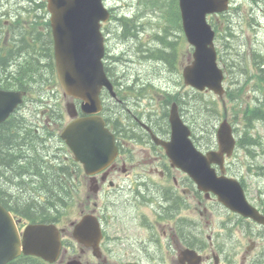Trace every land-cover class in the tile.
Segmentation results:
<instances>
[{
  "label": "rangeland",
  "instance_id": "obj_1",
  "mask_svg": "<svg viewBox=\"0 0 264 264\" xmlns=\"http://www.w3.org/2000/svg\"><path fill=\"white\" fill-rule=\"evenodd\" d=\"M106 2L107 7H114L117 16L110 19L108 24H104L105 47L108 56L112 58L108 60L109 64L120 77L124 76V86L132 87L136 83L135 87L141 88L139 93L144 95L152 92L157 101L153 104L157 105L165 99L168 92L182 93L184 100L188 102L187 119L199 136L196 144L201 150L206 151L216 145L215 129L225 117L237 127L240 139L244 137L246 130H250L252 137L256 139L262 136L263 142L258 146H252L251 152L249 149L237 148L233 157L229 159L227 169L230 176L244 183L247 196L262 205L264 121H259V118H252L249 121L247 117L251 116L248 114L249 109L260 105V101L264 99V77H260L258 73L259 65L264 66V0H232V7L228 12L209 16V21L217 30L215 44L218 61L225 72L226 92L220 93V96L212 90L201 92L184 81L183 69L194 61V47L184 33L178 0H106ZM25 3L27 6L30 5L28 2ZM20 6L23 4L17 5L18 11ZM46 23L49 21L46 20ZM227 25L231 27L230 30ZM172 50L175 53L177 50L180 52L179 56L175 55L177 64H174L173 57H170ZM37 85L41 86L40 83ZM49 98L59 102L65 111L66 117L63 121L65 125L70 120L66 111V104L70 99L64 96L60 86L52 96L43 94L44 100ZM35 102L38 101L29 95L22 112L27 119L35 121L36 124L39 122L40 110L44 103ZM140 102L141 109L149 105L147 100L143 99ZM122 105L126 108L125 103ZM31 107H37L34 113ZM156 110L158 113L161 111L159 107H156ZM63 125L59 127V131L56 130L58 136L50 141V148L53 151L65 148L59 135ZM9 192L18 194L17 186L11 185ZM190 200L191 212L196 215L197 199L191 195ZM217 207L215 210L213 208L214 215L218 217L227 215L221 206ZM202 216L209 217L207 213ZM259 248L258 246L256 249Z\"/></svg>",
  "mask_w": 264,
  "mask_h": 264
},
{
  "label": "water",
  "instance_id": "obj_2",
  "mask_svg": "<svg viewBox=\"0 0 264 264\" xmlns=\"http://www.w3.org/2000/svg\"><path fill=\"white\" fill-rule=\"evenodd\" d=\"M228 2L180 0L186 33L196 45V60L185 70L186 81L201 89L209 86L219 93L224 92V74L217 64L213 43L215 31L207 22V13L228 8ZM49 8L53 12L57 69L62 88L66 95L85 101V112L99 111L100 90L103 85L111 86L103 68V36L97 23L107 18L101 0H50ZM23 94L0 91V122L23 101ZM67 107L71 115L77 114L74 102L68 103ZM170 119L174 132L169 146L183 152V159H179L183 161L181 166L200 188L214 191L229 207L264 222V215L247 202L240 182L226 175L219 176L216 168L212 167V163H219L224 172L225 153L231 154L234 149L233 128L228 120L225 119L218 130L219 150L205 155L189 138L190 131L183 124L176 107ZM62 137L88 173L104 168L117 154L113 135L98 115L74 119L65 127ZM23 235L22 240L13 215L0 204V264H7L22 252L41 255L50 261L57 258L61 242L60 231L54 223L28 225Z\"/></svg>",
  "mask_w": 264,
  "mask_h": 264
},
{
  "label": "flooded vegetation",
  "instance_id": "obj_3",
  "mask_svg": "<svg viewBox=\"0 0 264 264\" xmlns=\"http://www.w3.org/2000/svg\"><path fill=\"white\" fill-rule=\"evenodd\" d=\"M43 3L44 0L33 3L37 5L38 14L43 13ZM6 4L2 1L0 4V29L13 22L3 19ZM119 93L123 95V92ZM105 98L108 99L109 95L105 94ZM76 103L80 107V101L76 100ZM131 114L133 119L128 120L131 126L127 133L124 130L118 133L119 129L114 130L110 124L116 133L119 149L111 166L95 175L86 174L82 168L72 170L76 176L73 180L76 186L74 215L68 224H61L65 229V242L55 264H64L69 259H78L84 264H183L181 256L188 248L203 254L202 264H237L238 250L228 251L229 256L224 253L227 245L230 250L238 247L239 238L236 235L232 240L230 228L236 227L242 236L249 231L255 234L253 222L238 215L240 221L227 220L219 232L212 230L214 233L208 235V239L214 261L207 252L205 228L211 223L216 224L191 212L190 197L193 195L198 203L196 209L204 215L207 211L203 200L205 195L200 197L202 193L189 175L174 167L165 149L153 139L147 128L152 125L146 114H143V120L136 113ZM122 122L127 123V120ZM119 123L124 125L121 121ZM115 127H119L117 122ZM167 132L158 134L169 138ZM95 186L99 188L97 192L91 190ZM85 214H93L100 220L103 230L100 252L92 246L85 248L78 244V247H72L73 239L71 242L66 240ZM261 244L264 246V236ZM247 257L243 255L242 264ZM262 262L264 264V250Z\"/></svg>",
  "mask_w": 264,
  "mask_h": 264
},
{
  "label": "trees",
  "instance_id": "obj_4",
  "mask_svg": "<svg viewBox=\"0 0 264 264\" xmlns=\"http://www.w3.org/2000/svg\"><path fill=\"white\" fill-rule=\"evenodd\" d=\"M228 28L230 30V27ZM2 61L4 62L5 60ZM260 77H264V70H260ZM248 114H251V116L248 115L247 117L249 121L252 118L264 119V103L260 102V105L250 108ZM12 120L7 123V125L11 124L12 127H5L0 138V194L7 205L15 207L21 214L28 215L32 219H48L50 218L49 210L53 211L55 210L54 207L58 208L60 204L65 203V195L69 193V190L60 180L59 173L53 174L50 172V168H44L46 167V161L40 159L42 157L39 154L41 151L38 147V142L34 140L30 133L22 134L19 130V118L13 117ZM250 143L255 144L257 142L252 137L250 130H246V134L241 139V144L245 146ZM25 146H30L29 151H25ZM27 153L30 154L27 155ZM65 169H68V167H61L60 172ZM29 170H35V176H41L42 180L45 178V181L43 180L40 186L52 194L45 203H42L39 197L29 195V190L23 181V175L29 174ZM45 172L51 173V178L56 180L53 184L50 185L51 180L47 181ZM8 185L9 187L11 185L17 186L18 194L9 192ZM51 206L54 207L50 208ZM22 260H25L24 264H32L31 262L33 261L30 257L20 258V263Z\"/></svg>",
  "mask_w": 264,
  "mask_h": 264
}]
</instances>
